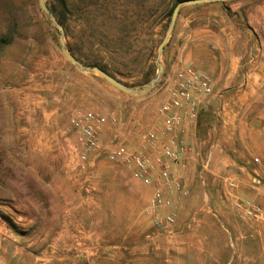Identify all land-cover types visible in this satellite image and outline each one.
Listing matches in <instances>:
<instances>
[{"label":"rangeland","instance_id":"obj_1","mask_svg":"<svg viewBox=\"0 0 264 264\" xmlns=\"http://www.w3.org/2000/svg\"><path fill=\"white\" fill-rule=\"evenodd\" d=\"M245 1L246 10L264 5ZM46 2L67 20L65 42L82 63L106 66L136 88L153 79L177 0ZM235 2L195 7L209 29L205 64L220 58L219 43L226 47L220 28L233 22ZM247 14L242 9L250 28L244 54L252 58L264 28L253 33ZM241 69L250 77L258 73L253 63ZM255 79L251 97L214 91L202 98L198 142L186 143L189 152L171 169L188 195L168 194L160 214L173 212L175 224L166 233L147 212L153 189L111 157L119 145L149 151L143 135L161 128L160 109L169 100L164 72L150 92L124 93L65 57L58 27L39 0H0V264H264V217L249 218L238 207L264 195L251 182L252 159L264 156V82ZM224 106L240 111L249 129L236 151L214 142L212 128L221 125ZM86 110L106 122L98 149L82 162L80 133L69 119Z\"/></svg>","mask_w":264,"mask_h":264},{"label":"built area","instance_id":"obj_2","mask_svg":"<svg viewBox=\"0 0 264 264\" xmlns=\"http://www.w3.org/2000/svg\"><path fill=\"white\" fill-rule=\"evenodd\" d=\"M169 100L160 111L164 115L163 125L159 130H151L143 135L147 147L159 149L156 155L148 152L128 151L124 145H119L111 152V157L121 161L131 172L134 179L152 187L153 193L149 199L147 212L153 227L166 233L173 232L175 214L167 212L160 214L162 208L169 206L168 194L179 193L188 195L185 184L174 180L171 169L182 162L189 152L186 142L180 137V131L186 123H195L201 111L202 98L214 93L213 78L204 71L194 67L178 71L174 84L168 88ZM106 118L98 111L86 110L73 113L69 119L70 126L80 133V159H89L88 153L98 149L101 129ZM251 182L256 188L264 189V156H254ZM230 187L236 183L231 181ZM238 207L246 216L253 219L264 217V195L260 202L243 200Z\"/></svg>","mask_w":264,"mask_h":264},{"label":"crops","instance_id":"obj_3","mask_svg":"<svg viewBox=\"0 0 264 264\" xmlns=\"http://www.w3.org/2000/svg\"><path fill=\"white\" fill-rule=\"evenodd\" d=\"M209 4H218V2H207ZM205 3L196 5H187L183 7L178 16L175 29L164 49V79H166L167 88L174 84L176 72L183 68L196 67L207 69L213 78V87L216 94H231L232 97H251L255 90L250 89V84L258 81L264 82V43L258 46V51L254 56L246 58L244 53L249 49L250 28L247 27L242 17V9L248 13L246 15L248 23L251 24L252 32H259L264 28V5L256 6L255 10H246L247 1L237 0L231 4L233 13L230 18L233 22L229 26H221L220 33L223 40L227 42L222 46V54L217 57L213 66L204 63V57L209 56V29L203 25L202 9L195 7L203 6ZM220 7L225 4L220 2ZM207 13V12H206ZM244 38H246L244 42ZM220 48V47H219ZM226 53V54H224ZM253 63L257 66L258 73L252 77L249 74L242 73V67ZM204 70V71H207ZM222 115L221 125L215 126L212 130L215 132L214 142L218 146H226L236 151L237 145L245 146L247 143L248 128L239 120L240 111L233 107H223L220 112ZM199 128L195 123H186L180 131V137L187 143L198 142ZM211 130V129H210ZM159 149V143L155 147H148V153L154 156ZM242 151L239 150V153ZM150 187V186H149ZM152 189V187H150Z\"/></svg>","mask_w":264,"mask_h":264},{"label":"water","instance_id":"obj_4","mask_svg":"<svg viewBox=\"0 0 264 264\" xmlns=\"http://www.w3.org/2000/svg\"><path fill=\"white\" fill-rule=\"evenodd\" d=\"M226 1H229V0H181L175 5L173 12H172L171 19H170L168 27L166 29L165 35H164L162 41L160 42V44L158 46V51H157V65H158V67H157L156 74L153 77V79L147 85H145L142 88L132 87L130 85L123 83L122 81H120L119 79H117L116 77L111 75L110 73L106 72L105 70H103L99 66H89V65L82 63L79 59H77L75 57V55H73L69 51L67 43L65 42V28L60 22H58L55 19L54 14L51 11V9L49 8V6L47 5L46 0H39V6H40L41 10L43 12H45V14L48 17H50L52 19V21L55 23V25L58 27L59 39H60V44H61V51L65 55V57L74 66H76L77 68H79L82 71H85L88 73H95V74L100 75L107 82H109L115 88H117L118 90H120L124 93L131 94V95H142V94H146V93L150 92L152 89H154L157 86V84L159 83V81L163 75L164 64L162 63L161 58L163 56L164 49H165V47H166L174 29H175L176 22H177V19H178V16L180 14L181 9L187 5H196V4L206 3V2L224 3Z\"/></svg>","mask_w":264,"mask_h":264},{"label":"trees","instance_id":"obj_5","mask_svg":"<svg viewBox=\"0 0 264 264\" xmlns=\"http://www.w3.org/2000/svg\"><path fill=\"white\" fill-rule=\"evenodd\" d=\"M179 1H181V0H177V3H178ZM63 2H64V4H65V6H66V0H63ZM49 8H50L51 11L53 12V14L57 17L58 21H59V22L65 27L66 30H68L69 25H68L67 20H66V19H63V18L61 17V15L58 13V11H57V9H56L55 7H49ZM173 8H174V7H173ZM171 11H173V9H171L170 12H171ZM68 48H69V51H70L71 53L74 54L73 48L70 47V46H68ZM76 58H77V57H76ZM77 59H79V58H77ZM80 61H81V60H80ZM87 65H88V64H87ZM89 65H91V66H99L100 68H102V69L105 70L106 72H108V73H110L111 75H113V74L110 72V70H109L106 66H102V65H99V64H97V63H93V64H89ZM114 77H115V76H114Z\"/></svg>","mask_w":264,"mask_h":264}]
</instances>
